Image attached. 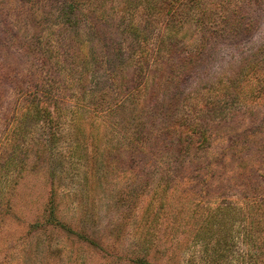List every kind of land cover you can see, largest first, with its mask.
Segmentation results:
<instances>
[{"label": "rangeland", "instance_id": "rangeland-1", "mask_svg": "<svg viewBox=\"0 0 264 264\" xmlns=\"http://www.w3.org/2000/svg\"><path fill=\"white\" fill-rule=\"evenodd\" d=\"M223 1L216 12L234 10L250 30L224 37L207 27L201 38L190 16L180 51L201 40L200 59L178 84L146 95L138 114L112 107L105 66L92 64L96 54L107 55L109 42H98L87 23L64 27L61 0H0V264H184L199 250L192 236L206 212L223 202L242 205L241 195L263 181L264 0ZM120 2L83 0L80 7L116 17ZM225 23L234 29L232 19ZM79 42L87 56L81 84L77 63L66 57ZM247 61L248 80L237 93L252 95L242 96L229 117L199 116L202 141L178 134L182 122L167 135L170 119L190 120L193 92L236 78ZM123 74L130 76L127 68ZM31 96L40 99L38 112ZM135 117L150 132L161 126L158 137L130 142ZM180 144L185 152L177 154ZM162 200L166 214L153 221ZM233 226L239 241L240 223ZM144 232L152 240L146 249Z\"/></svg>", "mask_w": 264, "mask_h": 264}, {"label": "trees", "instance_id": "trees-1", "mask_svg": "<svg viewBox=\"0 0 264 264\" xmlns=\"http://www.w3.org/2000/svg\"><path fill=\"white\" fill-rule=\"evenodd\" d=\"M81 1L83 0H61L58 9L61 23L71 29L87 23L88 32L95 34L98 42L104 45L109 42L107 55L96 54L92 64L95 66L94 69L105 66L102 73L114 98L112 107L127 108L129 113L136 111L142 114L146 95L152 97L161 85L168 87L171 83L178 84L181 78H184V73H189L194 63L200 59L199 56L205 46L200 39V46L197 45L192 51L186 53L180 51L183 26L190 16H194V26L201 31V38L207 27H212L207 31L209 35L224 37H232L239 31L250 30V21L242 23L234 10L228 16L216 12L224 10L223 0H120V5L122 3L120 14L107 18L92 15L93 9L87 5L89 11L80 7ZM138 11H141V14H138ZM227 18L232 19L234 29L229 30L225 27L224 22H227ZM100 25L103 30L109 29L110 34L116 29V36L107 35L108 32H103L102 28L98 29ZM83 44L84 42H79L78 47L74 48V54L66 53L67 59L72 55L71 60L79 67L76 80L78 84L82 83L87 71V56L83 51ZM259 51L264 56V45L259 47ZM251 64L247 61L236 78L226 83L207 86L203 92L201 90L193 92L189 101L192 114L190 120H185L184 117L180 121L176 118L170 119L165 126L167 135L174 133L175 127L182 122V129L178 130V134H184V137L190 139L193 133L201 141L205 139V131L199 116L205 117L203 113H208L229 117L231 113L229 110L241 102L242 96H251V90L245 91L242 95L237 93L240 89L239 84L243 80H248L245 76ZM179 65H185L187 72L177 70ZM125 68L130 72L129 77L123 74ZM67 69L71 71L74 68ZM259 70L256 68L254 73ZM91 91H94L93 86ZM39 101L38 96H31L28 99V103L35 107L36 112L41 107ZM129 125L132 127L129 140L134 144H147L151 134L158 137L161 130V126H157L154 132L145 130V122L140 117L132 118ZM187 130L189 132H186ZM184 148L186 146L180 144L176 153H184ZM261 178L263 181L256 183L250 194L241 195L242 205L222 201L223 206H216L206 212V218L195 228L192 236L193 241L199 244V250L187 255L184 264H264V232L261 233L264 231V175ZM149 204L150 202L147 206ZM159 208L158 215L153 217V221L166 214L164 200L159 202ZM161 221L162 218L160 223ZM235 221L240 223L239 241L233 240ZM150 239V235L144 232L142 249L151 245ZM238 242L245 246H238Z\"/></svg>", "mask_w": 264, "mask_h": 264}]
</instances>
